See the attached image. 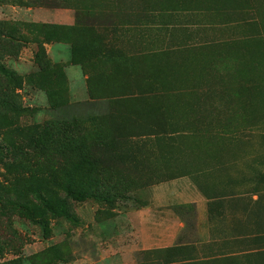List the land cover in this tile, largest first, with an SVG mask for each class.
Returning <instances> with one entry per match:
<instances>
[{"label": "rangeland", "instance_id": "374dc122", "mask_svg": "<svg viewBox=\"0 0 264 264\" xmlns=\"http://www.w3.org/2000/svg\"><path fill=\"white\" fill-rule=\"evenodd\" d=\"M43 22L88 26L87 34L98 37L96 43L117 60L112 70L111 62L86 64L85 74L101 71L107 86L118 89L105 91L102 83L91 97L86 79L69 82L64 68L71 63L70 43L54 41L60 44L49 49L45 43L51 42H42L35 28ZM0 31L12 37L0 36V63L22 79L17 88L0 78V93L9 89L18 107L0 111L2 122L74 119L91 125L100 115L121 117L128 109L135 123L164 122L170 131L165 135L176 131L170 136L175 140L166 150L154 144L155 154L166 152L177 158L172 167L196 172L198 186L214 198V240L183 247L182 256L204 257L199 264H264V237L258 232L264 224V0H0ZM117 90L126 99L102 93ZM0 158L14 162L10 168L0 163V264L123 262L110 253L121 248L123 234L101 222L138 205L135 194L147 185L110 201L70 199L66 215L29 213L8 204L16 196L39 203L26 195L23 156L2 149ZM29 158L34 166L59 164L57 155L53 162ZM13 178L17 193L9 187ZM186 209L191 225L193 215ZM248 226L253 232L248 248L261 249L238 253ZM150 259L137 251L131 264H152Z\"/></svg>", "mask_w": 264, "mask_h": 264}, {"label": "trees", "instance_id": "16d2710c", "mask_svg": "<svg viewBox=\"0 0 264 264\" xmlns=\"http://www.w3.org/2000/svg\"><path fill=\"white\" fill-rule=\"evenodd\" d=\"M35 28L42 35V42L66 41L70 43L71 62L80 64L84 69V74L86 64L97 65L111 62L113 63L111 70L115 66L116 57L111 54L107 55L103 46L96 43L98 37L91 38L90 34H87L89 27L86 25L43 22L38 23ZM0 36L12 38L11 34L1 31ZM40 71L39 64L38 72ZM102 74L98 70L91 74L86 73V86L91 97H97L95 88L105 83ZM57 76L60 79L63 78L61 73ZM1 77L13 87L18 88L22 84L20 76L0 63ZM47 80L52 83L49 74H47ZM109 85L105 83V86L100 89L105 91L118 89L110 83ZM102 93H104L103 96L114 98L117 101L126 99L119 90L114 94ZM13 96L14 94L9 89L0 93V111L3 113L9 110L18 111ZM64 101L62 99L51 105L58 106ZM128 110H125V115L121 117L117 115V112L100 115L96 118L97 122L91 125L78 123L74 119L72 121L49 120L44 123L27 125L0 120V152L3 149L9 155L23 156V165H19L23 168L27 167L26 171L29 172L26 195L34 197L39 202L35 204L32 199H23V202H20L18 200L20 197L16 196L17 200L8 202V204H14L29 213L46 211L51 215H66L68 214L67 203L70 199L95 197L99 200L110 201L123 197L131 189L141 188L159 179L172 177V173L165 174L169 171L152 167L147 162L153 158L164 159L162 152H159L157 157L154 144L157 146L162 144L166 149L169 141L174 142L175 137L170 136L176 131L165 135L168 132L163 129L165 123L159 120L146 121L144 119L145 122L142 124L135 123L137 121L135 116L126 115L129 113ZM3 117V119H8V116ZM56 155L59 163L56 166L50 163H45V165L40 163L34 166L33 163L26 161L27 156L30 157L29 159L44 156L45 159L51 158L52 160L49 158L48 160L53 162ZM0 163L5 168H10L14 162L8 160L4 162L0 158ZM9 187L12 192L19 191L14 178ZM183 249L177 245L142 250L141 253L148 255L151 258L149 262L155 264H199L198 261L204 259H198L192 255L182 256ZM205 262L204 264H208Z\"/></svg>", "mask_w": 264, "mask_h": 264}, {"label": "crops", "instance_id": "0c3cea01", "mask_svg": "<svg viewBox=\"0 0 264 264\" xmlns=\"http://www.w3.org/2000/svg\"><path fill=\"white\" fill-rule=\"evenodd\" d=\"M58 44L60 43H45L49 49L51 47L55 48V45ZM47 55L56 60L53 54L49 53V50H47ZM79 65L71 62L65 66L64 69L69 82L84 81L86 79V74H82L83 70L81 71ZM165 153H163L164 159L153 158L147 164L169 171L165 174L172 173L173 176L148 184L144 187L146 190L144 193L135 194L137 195L135 201H139L138 205H131L117 210L113 218L101 222V225L115 226L117 236L120 237L123 234V240L119 243L121 248L117 249V252H110L123 258L121 264L129 263L131 257L133 260L134 253L137 251L177 245L187 247L192 243L193 245L196 243H211L214 240L212 238L213 223L211 221V203L214 199L212 194L206 191L205 188L201 189L198 186L196 172L185 170L183 167L180 170L172 167L170 163L172 160H177V158L169 154L166 156ZM186 208L191 209V215H193L191 225L186 217ZM258 232L260 237H264V224L260 225ZM252 235L251 227L245 230L243 234L244 249L238 253L247 254L261 249L260 247L248 248L247 242L249 239L251 240ZM230 254H235V252ZM132 260L130 264L133 263Z\"/></svg>", "mask_w": 264, "mask_h": 264}]
</instances>
